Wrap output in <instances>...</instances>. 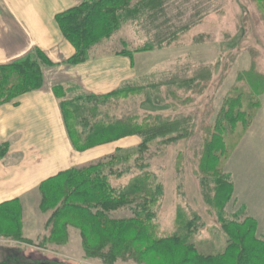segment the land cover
Masks as SVG:
<instances>
[{"label":"rangeland","instance_id":"obj_1","mask_svg":"<svg viewBox=\"0 0 264 264\" xmlns=\"http://www.w3.org/2000/svg\"><path fill=\"white\" fill-rule=\"evenodd\" d=\"M198 15L193 26L171 41L146 49L158 43V33H164L159 38L169 37ZM160 23L164 31L147 17L124 20L90 54L125 52L136 68L133 79L108 95L92 96L75 86L58 89L74 148L84 151L91 148H84L90 142L103 144L99 138H87L97 127L130 119L158 127L140 154L139 163L145 169L134 162L142 136H125L137 137L138 142L119 147L123 156L128 155L127 163L124 160L113 171L104 170L107 191L113 196L125 193L133 181L146 179L147 172L161 193L153 205L151 226L156 237H186L197 252L221 254L230 244V227L243 224V231L250 228L251 236L264 242V92L241 120L239 130L226 135L224 144L215 145L221 155L210 160L213 171L202 169L206 142L215 136L214 127L223 118L228 99L242 87L241 76L252 70L264 75V0H170ZM217 166L232 183V198L226 206L218 203L215 190ZM48 184L0 207L14 219L4 216L6 220L0 221V264L164 263L154 252L142 253L139 261L107 262L87 256L83 237L90 236V224L70 213L61 222V232L54 229L57 206L47 204ZM131 207L124 204L107 216L129 218ZM134 237V233L128 235L130 240ZM146 246L140 241L136 248L141 252Z\"/></svg>","mask_w":264,"mask_h":264},{"label":"trees","instance_id":"obj_2","mask_svg":"<svg viewBox=\"0 0 264 264\" xmlns=\"http://www.w3.org/2000/svg\"><path fill=\"white\" fill-rule=\"evenodd\" d=\"M169 2L170 0H83L78 5L57 14L56 20L63 36L76 50L68 63L76 64L93 58L94 56L90 55L92 50L99 47L102 40L110 38L124 20L147 17L158 25L160 31H164L160 21ZM200 17L198 15L194 22L180 26L169 37L159 38L164 33H158L156 35L158 43L147 46L146 49L159 47L162 43L171 41L181 32L193 26L196 18ZM120 54H125V52H120ZM51 64L52 61L46 53L35 48L13 62L0 65V104L11 102L30 90L42 87L44 84L43 69ZM240 80L243 82L242 87L236 88L234 94L228 99L223 118L220 119L218 126L214 127L213 134L215 136H211V139L206 142L208 147L206 159L204 158L202 161L204 170L213 171L209 167L210 160L221 155L219 150L215 149V145L224 144L226 135L239 130L241 120L244 121L247 118L250 109L259 102L257 98L264 92L263 74L252 70L241 76ZM61 87L55 88L57 95H59L58 89ZM60 104L68 128L67 115L64 111L65 103L60 102ZM157 129L158 127H149L130 119L124 124L97 127L87 138L89 141L99 138L100 143H107L133 134L141 135L143 140L136 147L135 157L137 159H134V162L136 165L138 162L144 168L142 163H139L143 158L140 154L144 152L145 146ZM68 133L75 147L69 129ZM94 144L96 143L90 142L85 144L84 148L92 147ZM5 153V145H0V159ZM121 153L125 154L124 150L117 148L110 155L100 157L79 167L74 166L40 185L42 188L52 182V184H48L45 191L47 204L51 207L57 206L52 218L54 229L61 232L64 227V223L61 224V222L70 213L81 218L86 224H90V236L83 237L87 256H98L107 262H113L119 258H134L139 261L142 258L138 256L142 253L154 252L157 257L164 258L163 264H264V260H262L264 242L254 239L251 236L250 228L246 227L243 231V224L230 227L231 233H228L230 244L221 254L210 255L197 252L186 237H156L151 226L155 218L153 205L161 193L160 186L154 184L153 179H149L150 175L146 172V175L144 174L146 179L141 177L133 181L128 191L116 196L109 193V190L107 191L102 180L105 169L113 171L124 160L125 163L129 161L128 155L123 156ZM213 176L215 190L219 198L218 203L226 206L232 198L233 190L229 176L219 166L214 170ZM15 201L17 200L2 203L0 207L10 205ZM124 204L134 206L131 207L132 215L129 218L119 219L107 216V212H114ZM11 215L12 213L0 209V221L6 220L4 216L12 218ZM13 220L12 218V222ZM225 224L228 227L229 224ZM53 231L52 233H54ZM241 231L243 232L241 233ZM132 233L135 234V237L130 240L128 235ZM91 236L92 238H90ZM140 241L147 244L141 252L136 248ZM92 251L101 254L93 253L92 255Z\"/></svg>","mask_w":264,"mask_h":264},{"label":"crops","instance_id":"obj_3","mask_svg":"<svg viewBox=\"0 0 264 264\" xmlns=\"http://www.w3.org/2000/svg\"><path fill=\"white\" fill-rule=\"evenodd\" d=\"M82 0H0V65L35 48L52 64L44 67V84L11 102L0 104V204L22 198L74 166L98 159L119 147L136 144L125 137L84 151L76 150L57 86H77L106 95L136 76L130 56L105 54L71 64L74 46L63 36L56 15Z\"/></svg>","mask_w":264,"mask_h":264}]
</instances>
